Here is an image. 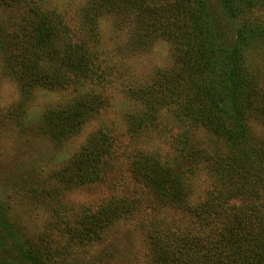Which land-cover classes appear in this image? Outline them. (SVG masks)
Segmentation results:
<instances>
[{
	"label": "rangeland",
	"instance_id": "374dc122",
	"mask_svg": "<svg viewBox=\"0 0 264 264\" xmlns=\"http://www.w3.org/2000/svg\"><path fill=\"white\" fill-rule=\"evenodd\" d=\"M98 1L0 0V221L13 231L6 236L0 226V237L5 236L0 264H31L26 251H36L46 264H161L148 229L159 224L183 231L195 217L188 203L176 205L146 187V164L157 161L172 165L174 172L186 170L189 163L173 144L180 136L188 138L193 151L213 157L227 152L225 141L205 127L177 121L164 86V76L185 57L180 39L185 19L161 18L162 27L142 41L131 10L124 17L102 13L89 21L87 13ZM132 1L145 5L141 11L148 14V7L166 9L176 0ZM211 1L218 6L219 0ZM43 14L58 15L74 39L86 41L97 53L96 65L71 84L29 90L12 66L31 43L24 33L26 21ZM233 23L263 26L264 2L243 5ZM248 63L252 75L264 81V41H252ZM79 103L82 108L75 111L82 114L69 116ZM50 112L64 115L53 132L46 124ZM250 124L263 133L259 121ZM65 126H71L70 132L60 133ZM100 129L110 135L101 175L85 183L73 179L77 176L65 180L66 169L77 166L82 149ZM192 176L184 173V182ZM189 179L193 207L206 196L209 178L204 170ZM109 203L128 206L95 224L94 215Z\"/></svg>",
	"mask_w": 264,
	"mask_h": 264
},
{
	"label": "trees",
	"instance_id": "16d2710c",
	"mask_svg": "<svg viewBox=\"0 0 264 264\" xmlns=\"http://www.w3.org/2000/svg\"><path fill=\"white\" fill-rule=\"evenodd\" d=\"M98 2L87 13L89 21L102 13L124 17L131 10L137 18V33L142 41L150 38L153 28L162 27L161 18L173 20L170 18L173 14V22L177 18L185 19L180 35L186 48L185 57L174 71L164 76V86L172 98L177 121L205 127L222 138L227 148L225 155L213 157L206 151H193L188 138L180 136L173 144L189 163L186 170L174 172L172 165L162 167L157 161L146 164L142 172L146 187L158 191L159 197L169 196L176 205L188 203L187 208L195 217L190 222L192 227L183 231L151 225L147 238L158 261L161 264H264V131L257 134L250 124L251 119L257 120L264 129V81L252 75L248 63L252 41H264V25L247 28L232 24L243 5L264 0H219L218 6L211 0H176L166 9L148 7V14L142 13L145 5L132 0ZM229 20L230 25L225 27ZM26 25L24 33L30 38V46L25 41L22 55L14 58L13 66L10 64L18 79L21 78L23 88L30 90L34 85L56 88L94 71L97 53L86 41L74 39L58 15L43 14L28 19ZM0 44H3L1 40ZM79 108H82L80 103L71 107L69 116L82 114L75 111ZM52 113L46 116L51 132L64 120V115ZM70 128L65 126L59 132L66 134ZM109 136L101 129L93 134L82 149L77 166H69L64 179L77 176L73 179L81 183L97 179L109 148ZM204 170L209 178L206 196L192 207L190 199L194 190L188 180ZM184 173L193 176L186 177L184 182ZM126 206L109 203L100 214L94 215L97 217L94 223L105 222L112 213L119 215ZM0 226L6 236L13 235L6 222L1 220ZM4 237H0V247ZM24 255L31 264H46L36 251H26Z\"/></svg>",
	"mask_w": 264,
	"mask_h": 264
}]
</instances>
